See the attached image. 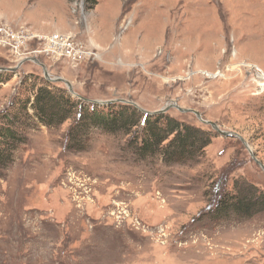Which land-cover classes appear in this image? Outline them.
I'll use <instances>...</instances> for the list:
<instances>
[{
    "label": "rangeland",
    "instance_id": "obj_1",
    "mask_svg": "<svg viewBox=\"0 0 264 264\" xmlns=\"http://www.w3.org/2000/svg\"><path fill=\"white\" fill-rule=\"evenodd\" d=\"M0 22L74 34L98 53L77 67L33 55L74 92L27 61L0 83V117L33 74L146 115L176 103L233 134L171 107L215 135L200 162L168 165L135 160L130 136L96 129L74 151L72 120L32 123L0 173V264H264V211L209 214L236 180L264 190V0H0ZM22 56L0 48V72Z\"/></svg>",
    "mask_w": 264,
    "mask_h": 264
},
{
    "label": "trees",
    "instance_id": "obj_2",
    "mask_svg": "<svg viewBox=\"0 0 264 264\" xmlns=\"http://www.w3.org/2000/svg\"><path fill=\"white\" fill-rule=\"evenodd\" d=\"M11 73L0 72V83ZM28 96L18 97L0 119V173L15 160V151L26 141L23 130L36 123L48 128L68 120V147L88 148L91 134L99 129L114 135L130 136L127 148L137 161L162 157L168 165L200 162L212 143L214 132L179 121L168 114L146 115L130 103H102L82 100L51 81L30 74L25 77ZM264 211V190L245 179L225 189L209 211L215 220L250 219Z\"/></svg>",
    "mask_w": 264,
    "mask_h": 264
},
{
    "label": "built area",
    "instance_id": "obj_3",
    "mask_svg": "<svg viewBox=\"0 0 264 264\" xmlns=\"http://www.w3.org/2000/svg\"><path fill=\"white\" fill-rule=\"evenodd\" d=\"M0 48H5L15 55H23L19 63L23 60H32L35 58L33 55H40L48 56L55 62L62 61L77 67L98 57L96 49L74 34L40 33L27 26L13 27L4 22H0Z\"/></svg>",
    "mask_w": 264,
    "mask_h": 264
},
{
    "label": "water",
    "instance_id": "obj_4",
    "mask_svg": "<svg viewBox=\"0 0 264 264\" xmlns=\"http://www.w3.org/2000/svg\"><path fill=\"white\" fill-rule=\"evenodd\" d=\"M27 61H34L35 63L40 64V65L42 66L43 70H44V75H45L46 78H48V79H50V80H52V81H55V82H64L66 85H68L70 91H71L72 93L74 92V90H73V88H72V85H71V83H70L68 80H66V79H64V78H62V77H51V76H50V73L47 71V67H46V65L43 64V63H41V62H40L38 59H36V58H33L32 60H23V61H21V62L18 64V66H17L16 68H3V69H1V70H7V69H8V70H10V71H16V69H18L20 66H22V65H23L25 62H27ZM85 100H86V99H85ZM87 100H88V99H87ZM88 101H90V102L102 103V104H106V103L114 102V101H99V100H88ZM128 103L133 104V102H128ZM171 107H176V108H178L180 111H183V112L192 111V112H194V113L200 118V120H202L204 123L210 124V125H211L215 130H217L220 134H223V135H233L232 133L222 131L216 123L211 122V121H207V120L203 119L202 116H201V114H200L199 112H197L196 110H188V109H184V108H182L181 106H179V105L176 104V103H173V104H171V105H169V106H167V107H165V108H162L160 111H157V113H164V112H167ZM147 114H148V112H147ZM253 158L255 159V157H253ZM255 160H256V159H255Z\"/></svg>",
    "mask_w": 264,
    "mask_h": 264
},
{
    "label": "bare ground",
    "instance_id": "obj_5",
    "mask_svg": "<svg viewBox=\"0 0 264 264\" xmlns=\"http://www.w3.org/2000/svg\"><path fill=\"white\" fill-rule=\"evenodd\" d=\"M264 77V76H263Z\"/></svg>",
    "mask_w": 264,
    "mask_h": 264
}]
</instances>
